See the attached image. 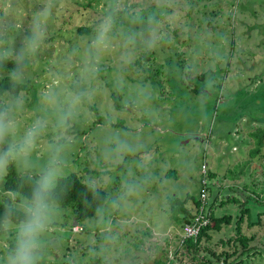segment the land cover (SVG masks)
Instances as JSON below:
<instances>
[{
	"label": "rangeland",
	"instance_id": "374dc122",
	"mask_svg": "<svg viewBox=\"0 0 264 264\" xmlns=\"http://www.w3.org/2000/svg\"><path fill=\"white\" fill-rule=\"evenodd\" d=\"M45 7L47 39L26 58L28 91L20 93L26 123L45 114L41 98L50 82L59 80L64 97L76 90L93 35L79 28L95 27L109 10L117 23L96 76L79 85L95 95L73 121L64 169L65 177L78 173L109 199L80 230L73 227V208L59 206L43 264H264V138L255 137L264 129V0H0V48L14 55L33 15ZM150 14L158 21L160 40L152 50L159 67L147 72L136 64L142 37L128 49L123 43L130 33L147 35ZM179 50L182 55H175ZM125 51L131 54L127 62ZM168 59L183 62L181 74L191 72L193 88L208 94L192 92L173 75ZM202 74L206 80L197 82ZM54 134L50 123L42 151ZM119 142L132 151L117 152ZM204 166L208 207L232 220L203 238L199 251L188 252L175 201L196 213ZM129 182L138 186L135 195L113 207ZM13 195L0 184L1 201L9 203ZM226 197L237 202L220 205ZM239 237L248 238L247 248Z\"/></svg>",
	"mask_w": 264,
	"mask_h": 264
},
{
	"label": "clouds",
	"instance_id": "9594fccd",
	"mask_svg": "<svg viewBox=\"0 0 264 264\" xmlns=\"http://www.w3.org/2000/svg\"><path fill=\"white\" fill-rule=\"evenodd\" d=\"M109 7L111 9V5ZM48 15L47 7L37 10L14 55L10 49L0 48V63L13 60L14 67L9 72L13 86L23 83L26 58L38 52L47 39ZM116 23L115 12L109 10L95 26L83 59L80 78L75 81V91L66 97L62 96L63 89L58 79L44 88L41 98L45 105L43 116L30 123L24 122L20 118L24 109L23 95L15 92L14 87L7 89V99L0 101V184L13 167L24 173L28 184V193L14 194L0 213V264H43L48 236L59 211L57 189L60 181L65 179L67 153L74 143L71 132L73 121L82 114L83 105L95 95L93 88H81L79 85L81 81H91L99 71L102 55L112 48ZM147 24V35L130 33L125 36V49L137 42V36L142 37L141 43L147 50L157 46L160 36L154 27L158 26L154 15H149ZM130 55V52L125 51L121 58L127 62ZM50 123L55 134L46 151H42ZM116 151H132V147L119 142ZM88 187L95 194L91 182ZM137 189L135 183H126L123 195L113 199L112 206L119 207L126 197L134 196Z\"/></svg>",
	"mask_w": 264,
	"mask_h": 264
},
{
	"label": "trees",
	"instance_id": "16d2710c",
	"mask_svg": "<svg viewBox=\"0 0 264 264\" xmlns=\"http://www.w3.org/2000/svg\"><path fill=\"white\" fill-rule=\"evenodd\" d=\"M125 12H122L121 14H124ZM120 18V17H119ZM123 19L125 22L123 23V25L125 27H127L129 24L127 22V18H121ZM138 24V22H137ZM138 26V25H137ZM94 28L95 27H81L79 28V33H81L82 35H89L90 33L94 32ZM140 49L139 51V57L137 58L136 64L137 66H142L143 69L145 71L148 72V68L149 66L156 68L157 66L159 67L158 64H155L156 61V54L154 53V50H147L143 44L142 45H137V50ZM142 49V51H141ZM177 49V48H176ZM175 55H182V52L179 50ZM174 55V56H175ZM163 59H167L166 58H162L161 61H163ZM160 61V62H161ZM167 66L168 68H172V71L174 70V74L173 75H177L181 78V81L183 84H187L186 86L194 93L196 94H208V91L206 90V88L202 87V88H197V85L193 88L192 83H193V75H188L189 73L187 72V74H185L183 76V74H181V71H179V68L185 69L184 67V63L183 62H179V64L176 62L171 60H167ZM14 67V63L12 59H9L7 61H4L3 63H0V96L5 95V91L9 88L14 87L15 88V92L17 93H21L22 91H28V85L25 83L19 84V85H15L13 86L11 81L9 80V72L10 70ZM166 68V67H165ZM161 69L158 68L155 72H159ZM152 76V74H151ZM183 76V77H182ZM207 74H202L199 75L198 77H196L195 79H197V82L203 83V81L206 80L207 78ZM188 77V79H190V81H187L184 79ZM212 81H214V77L212 76ZM114 99L116 101V105L117 108H120L119 106V101L118 98L116 96H114ZM258 134L255 135V137L260 138V134H262V138H264V129L257 131ZM260 146H262V144H259ZM255 151V154H259L261 152L260 147ZM214 176L210 173V178H213ZM89 181H86L83 177H81L78 173H71L68 176L65 177V179L60 181V187L57 189V195L59 197L58 203L59 206L63 207V208H67V207H72L73 211H74V215H75V221L77 222V226H81V224H83L84 222H86V220L88 219H93L97 213L98 210L100 209L101 206L105 205L109 199V196L107 194V192L104 189H101L99 187H96L93 185L94 188V192L95 194H93V191L89 190ZM4 190L7 193H20V194H27L28 193V184H27V179L26 176L24 175V173L18 172L17 169L15 167L11 168L9 170V175L5 178L4 181ZM190 198L187 199V202ZM175 202H179L180 206L178 208H175V213L178 214H182V216H180L181 218V222H179V219L176 218V221L178 222V224L180 223L181 227L184 228V226L188 223H191L192 220L194 219L196 213L192 212V211H188L186 207H184L183 202L179 201V199H177V201ZM231 202H237V198L236 197H230V198H224V200L220 203V205H225L226 203H231ZM194 203L196 204L197 208H196V212L198 207H200L201 205V201L199 200H194ZM8 203H4L3 201L0 200V213L3 212L5 206ZM173 205H175L173 203ZM176 207V206H175ZM214 206L211 205L209 206L210 209V222L208 224L207 227L203 228L201 231L200 236L197 239H190L187 240L185 242V245H187V251L188 252H192V250H200V244L203 238H206L207 240L211 239V235L210 232L211 231H220L222 228L223 224L229 225L232 218L230 215H226L223 217H216L214 212ZM181 212V213H180ZM183 212V213H182ZM250 212L249 208H246V206L244 205V210L242 211V213L244 214H248ZM244 221V215H241L239 217V221H238V225L239 227L241 226V224ZM75 225L73 224V227ZM86 229L84 227H82V231H85ZM238 239H240L239 241L242 243V246L247 248L248 247V243L249 240L246 237H239Z\"/></svg>",
	"mask_w": 264,
	"mask_h": 264
},
{
	"label": "built area",
	"instance_id": "2783aa9c",
	"mask_svg": "<svg viewBox=\"0 0 264 264\" xmlns=\"http://www.w3.org/2000/svg\"><path fill=\"white\" fill-rule=\"evenodd\" d=\"M204 178L202 179V188L200 192V201L201 205L198 207L196 215L191 223H188L184 226L182 231V243H185L190 239H197L203 228L207 227L210 222V209L208 207V198H209V181L205 177L206 167H203ZM77 230H80V227H76Z\"/></svg>",
	"mask_w": 264,
	"mask_h": 264
},
{
	"label": "water",
	"instance_id": "95a60500",
	"mask_svg": "<svg viewBox=\"0 0 264 264\" xmlns=\"http://www.w3.org/2000/svg\"><path fill=\"white\" fill-rule=\"evenodd\" d=\"M74 225H75V226L78 225L76 221L74 222Z\"/></svg>",
	"mask_w": 264,
	"mask_h": 264
}]
</instances>
